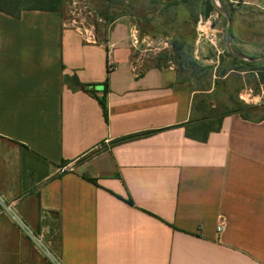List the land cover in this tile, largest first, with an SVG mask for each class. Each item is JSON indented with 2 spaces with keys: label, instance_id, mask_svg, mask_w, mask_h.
<instances>
[{
  "label": "crops",
  "instance_id": "0c3cea01",
  "mask_svg": "<svg viewBox=\"0 0 264 264\" xmlns=\"http://www.w3.org/2000/svg\"><path fill=\"white\" fill-rule=\"evenodd\" d=\"M130 26L0 12V194L36 231L57 222L60 264H264V119L188 138L190 82L137 63Z\"/></svg>",
  "mask_w": 264,
  "mask_h": 264
},
{
  "label": "rangeland",
  "instance_id": "374dc122",
  "mask_svg": "<svg viewBox=\"0 0 264 264\" xmlns=\"http://www.w3.org/2000/svg\"><path fill=\"white\" fill-rule=\"evenodd\" d=\"M218 3L229 16L232 14V56L241 54L259 59L264 56V11L253 10L230 0H119L121 5L107 7L99 0H66L62 15L66 24L92 30L102 38L111 17H125L130 23V35L136 31L138 43L131 37L134 57L144 67L159 66L181 70L188 79L193 99L202 93L208 100L222 106L231 105V98L258 109L251 111L253 119L264 115V83L235 65L227 56V19L217 9L206 18V4ZM132 3L133 7L130 6ZM258 91V95L255 94ZM198 100V99H196ZM2 216V215H0ZM2 225L6 233L0 238V264H42V258L51 263L29 237L8 215ZM9 217V218H8ZM48 229L51 251L59 257L58 224ZM11 241H14L11 243ZM10 242V244H9ZM16 243V244H15ZM22 250L29 260L20 261ZM11 258V260L9 258Z\"/></svg>",
  "mask_w": 264,
  "mask_h": 264
},
{
  "label": "trees",
  "instance_id": "16d2710c",
  "mask_svg": "<svg viewBox=\"0 0 264 264\" xmlns=\"http://www.w3.org/2000/svg\"><path fill=\"white\" fill-rule=\"evenodd\" d=\"M102 4L107 5V7H115L121 5L118 3L119 0H99ZM244 0H240L243 2ZM66 0H0V12L10 15L12 17H20L24 11H55L62 12L63 6ZM132 3L130 6L133 7ZM232 17V14H230ZM118 17H111L108 19V25H111L116 21ZM227 56L232 59V63L235 65H243L245 69L238 70L233 68V70L239 72H248L253 77H256L258 84L264 83V61L262 62H251L240 59L236 56H232L229 52ZM254 59V58H252ZM180 81L189 82L188 79H183L181 77V70H177ZM65 82L69 83L75 89H85L77 77H65ZM108 83H105L107 86ZM258 95V91H255ZM205 94L198 93L192 101L191 116L188 122H186L183 127L185 128L186 135L192 140L199 142H206L212 133L219 132L222 128L224 119L232 114H238L246 120H263L264 115L258 119H253L250 115L251 111L258 109L257 106H250L244 104L243 102L237 101L234 97L231 98V105L226 107V111H221L222 106H217L211 103L207 97L202 96ZM100 103L104 109V114L108 120V106L107 99L104 96L100 99ZM151 132L143 133L140 135H135L129 137V139L137 138L143 135H148ZM123 141V140H122ZM95 182V181H94Z\"/></svg>",
  "mask_w": 264,
  "mask_h": 264
},
{
  "label": "built area",
  "instance_id": "2783aa9c",
  "mask_svg": "<svg viewBox=\"0 0 264 264\" xmlns=\"http://www.w3.org/2000/svg\"><path fill=\"white\" fill-rule=\"evenodd\" d=\"M218 4V3H217ZM131 37L135 41L134 44L138 43L136 38V31L131 33ZM137 63H140V60H137ZM75 168L72 163H68L65 165H62L58 171L60 173L65 172H72ZM0 215H8L12 218V220L19 225V227L22 229V231L29 237V239L36 245V247L44 253L52 264H60L59 257H56L54 253L51 251V242L47 239L48 230L47 229H40L39 231H36L32 229L19 214L8 204H6V201L4 200L3 196L0 194ZM223 230L222 226L218 227V233L221 234Z\"/></svg>",
  "mask_w": 264,
  "mask_h": 264
},
{
  "label": "water",
  "instance_id": "95a60500",
  "mask_svg": "<svg viewBox=\"0 0 264 264\" xmlns=\"http://www.w3.org/2000/svg\"><path fill=\"white\" fill-rule=\"evenodd\" d=\"M214 8L217 9L227 19V48H228L229 53L232 54L233 52L230 48L232 19L225 9L221 8L216 2L213 5L209 1L206 4V11H205L206 18L209 17L210 13L213 11ZM234 55L236 57L243 59V60H246V61H251V62H254V61L255 62H262V61H264V56L259 58V59H252V58H248V57L241 55V54H234Z\"/></svg>",
  "mask_w": 264,
  "mask_h": 264
}]
</instances>
